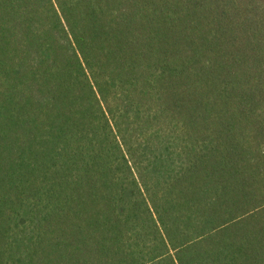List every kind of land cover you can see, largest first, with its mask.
<instances>
[{
    "label": "trees",
    "instance_id": "obj_1",
    "mask_svg": "<svg viewBox=\"0 0 264 264\" xmlns=\"http://www.w3.org/2000/svg\"><path fill=\"white\" fill-rule=\"evenodd\" d=\"M0 264H264V0H0Z\"/></svg>",
    "mask_w": 264,
    "mask_h": 264
}]
</instances>
